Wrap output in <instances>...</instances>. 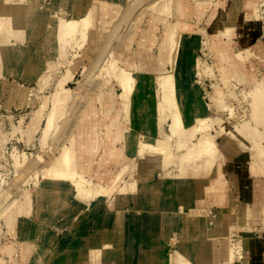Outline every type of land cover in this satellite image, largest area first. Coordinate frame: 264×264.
<instances>
[{"label":"rangeland","instance_id":"rangeland-1","mask_svg":"<svg viewBox=\"0 0 264 264\" xmlns=\"http://www.w3.org/2000/svg\"><path fill=\"white\" fill-rule=\"evenodd\" d=\"M160 1L159 4L158 0H0V19H4L7 14L20 10L31 3L35 8V14L40 13L47 18L46 30L30 35L23 40L9 36L8 46L5 47L6 49L11 48L10 50L14 56L21 52L26 57L25 61L27 60L33 67L26 71L25 62L23 64L24 67L21 66L20 68L22 64L15 59H11L10 62L2 64L0 68V261L3 264H24L21 257L22 244L27 239H32L33 236H36L37 239L34 238L35 241L44 251L38 259L40 260L39 264H49L55 261L56 256L61 255L65 248L71 245L76 236L83 234L88 227L91 232H95L94 223L105 212H108L109 215L108 226L111 227L117 215L123 213L126 232H134L132 215H140L141 211L135 214L134 211L136 209L133 201L134 199H139L144 186L157 183L158 190H161L163 195L169 193L170 186H172L171 174L177 173L174 164H170V167L168 165L169 168L167 167L166 170L156 171L150 176L151 178L138 181L135 188L124 192V198L127 201L124 205L119 204L117 201V194H120L119 192H121L124 182L131 175L130 167L124 169L121 163L117 164V161H120L122 157L129 159L132 157V162L140 165L143 158V160L157 158L149 155L146 157V155H143L144 152H140L142 142L139 141L143 136L152 137L153 140L150 145L154 147H159L161 144V147L163 145L162 148H166V152L172 149V151H169L172 152V156L177 157L184 152L176 147V137L172 136L169 128L171 123L170 113L168 108L165 107L166 103L162 97L161 81L163 78L160 75L163 69L170 70V63H165L164 67H160L158 70L154 68L151 73L147 72H150L153 66L147 72L142 70L141 58L154 61L157 57L158 44L163 35L167 33L165 31V28L168 27L167 25L176 27L178 30H184L183 32L187 33L199 35L201 30H203V34H206V48L202 50L192 46L189 52L198 57L202 66L210 67L209 73L211 75L203 74L202 77L195 76L196 78L188 76L189 80L195 79L198 81L197 86L200 88L201 97L195 105L193 104V99L189 100L193 105L186 111L183 126L188 129L194 125L193 122L196 123L195 119L208 115L209 118H215L214 120H216V122L210 124V128L208 127L209 133L215 134L220 128H225L227 132L235 130L237 125H241L251 119L252 111L249 92L253 84L248 87L244 83L236 82V80H232L228 85L220 80L217 81L220 76H218V70L214 68L216 61L209 45L215 43L214 36L219 34L218 30H228L232 36L227 37L224 34L227 40L224 37L223 40L228 41V38L231 39L228 42L233 43L232 53L236 57H240L254 80L257 82L264 80V0H205L203 4L200 3L201 5L195 0ZM99 2L105 3L106 11L109 6L120 4V6L116 5L117 7L112 11L113 18L109 19L107 17L106 20L108 22L102 23V25L99 20L95 23V20L92 21L91 19L94 17L95 12L93 11V6ZM153 2L152 8H143ZM250 3H252L251 7L254 8L252 13H249L250 10H248ZM141 4L143 5L141 6ZM183 11H185V14L182 13ZM87 14L89 15V27L88 25L85 26V24L81 25ZM140 14L142 15L139 16ZM66 22H71L73 26L64 33L57 34L56 31L62 29ZM140 22L141 25H139ZM148 23L153 26L152 34L154 38L156 37V44H158L156 46L155 43L151 42L146 43L142 47L138 43L141 39L143 40L141 37L142 30L151 25ZM90 28L92 32H90ZM53 31L57 35L53 36L49 43H44L45 39ZM93 31H97L96 34ZM1 32L0 28V34H2ZM259 33L261 36H256ZM106 38L108 39L106 40ZM97 40H100L101 43ZM251 41H253V44L248 46ZM184 53L187 54L188 52L184 51ZM99 58L100 62H98ZM95 59L99 65H96ZM111 63L113 65L116 64L112 69L108 67ZM123 70L137 74L136 81L131 85V90L123 97L124 105L122 107L120 105L116 106L119 111L115 109L116 113L112 112L110 116H104L102 111L106 107L104 104L105 100L101 102L95 96L98 94L108 95L117 102V96L123 92L116 82L115 73L121 74L124 72ZM112 71L115 73L113 74ZM94 84L96 86H93ZM14 85L24 89V98L18 95L11 100L10 92ZM92 87L94 89L99 87L100 89L94 90ZM215 87L220 92L214 89ZM223 97L225 98L223 99ZM227 102L229 110L225 104ZM202 104L205 105V109L199 111L198 106L202 107ZM206 104L208 105L206 106ZM89 107L98 111L96 116L101 122H107L111 117L114 121L120 123L119 127L121 128L119 129L116 127H111L109 130L98 128V132L102 133L99 153L103 154L111 149L118 152L119 147L121 149L123 145L125 151L121 154L122 157L110 158V162L101 161V156L94 157L95 160L92 165L94 172L91 174L92 176L89 174L85 175L87 180L91 182L85 181L78 187L74 180H69L70 182L66 183L65 187L61 189L66 190V193L62 195L64 199L59 204L53 208L45 206L40 209L37 208L36 197L38 191L45 190L48 186V181L43 174V170H41L42 164L37 165L36 157L41 156L42 162H45V160L51 162L53 158H59L63 154L64 149H67L71 144L72 136L75 134V129L74 131L72 129L76 127L77 122L81 121V118L85 119V114ZM54 108L57 110L53 114ZM182 112L184 114V111ZM50 115L52 119L51 127L44 134L43 131ZM96 116L89 114L88 117L94 118ZM151 127H154L155 130H145ZM29 129H32V131L28 136L27 130ZM112 135L113 138L111 139ZM118 136L119 138L117 139ZM227 136L230 135L227 134ZM197 137L190 138L189 143H197ZM111 140L113 144H109ZM215 140L218 144L226 147L224 137L221 136V138H215ZM111 146L112 148L110 149ZM239 152L241 151L235 150V147H233V151L228 150L227 159L230 161ZM240 160L241 167L238 171L244 175L246 158ZM16 161H23L21 162L22 165L19 166L20 168L16 166ZM100 162L104 163L101 165ZM35 163L37 167L34 168ZM26 169L28 170L27 172ZM118 170H121V175L117 179L116 186L108 194L104 195L101 207L94 209L96 204L91 194L93 189L107 188L113 182L108 177L115 176ZM107 171H109V174L106 173ZM165 171L171 172L166 175ZM99 175L108 177H103L101 181H98L97 176ZM160 175L166 176L162 178ZM26 178L27 180H25ZM252 180H259L257 185L258 190H261V187L264 186L262 184V181L264 183V177L250 178L249 181L252 182ZM17 184L18 188L20 186L19 189ZM100 186H104V188H100ZM87 187L90 189V193ZM251 187L252 184L247 187V190ZM83 193L84 195H82ZM22 195L28 197L31 209L27 214L20 215L15 224L11 226L7 223L4 213L8 208L15 209V206L9 205V202L21 200ZM262 200H264V196L261 197L259 204L262 203ZM237 203L240 202L238 201ZM147 204L144 203L143 206H147ZM155 212H159V210L156 209ZM211 212L214 215V209L209 210V213ZM82 214H88L89 217L86 221L79 222L74 227V221ZM31 224L34 225L35 230L31 229L32 231L30 232L29 225ZM248 228L250 231L253 229L252 227ZM134 235V250L132 253L125 252V254H122L124 260L121 262L122 264H139L138 260L141 258V251H143V242L142 237L136 231ZM236 236L239 239L237 233H233L232 239L235 240ZM240 236H242L243 241L241 239L240 241L241 246L244 245L245 256L247 241L242 234ZM127 244H129L128 241ZM6 250L11 253L8 254ZM33 255L28 260L29 264L33 263ZM256 261H258L256 264H260L258 257Z\"/></svg>","mask_w":264,"mask_h":264},{"label":"bare ground","instance_id":"bare-ground-1","mask_svg":"<svg viewBox=\"0 0 264 264\" xmlns=\"http://www.w3.org/2000/svg\"><path fill=\"white\" fill-rule=\"evenodd\" d=\"M158 1L160 4L161 1ZM195 1L201 5L205 0ZM104 4L105 3L102 2L94 4V17L91 18L92 21L95 20V23L99 20L101 25L102 23L108 22V20H106L107 17L112 19V11L115 10L117 6H120V4H113L109 6L108 10L106 11V6ZM142 5L143 4H141V6ZM153 5L154 2L144 6L143 8L150 9L153 7ZM251 6L252 3H250L248 6V10H250L249 13H252L254 9ZM34 9L35 8L31 3L27 6H24L20 10H16L7 14L4 19H0V28L2 30V34H0V68L2 64L10 62L11 59L19 61L20 64H22L20 65V68L21 66L24 67L23 64L25 62L24 65L26 71L33 67L31 63L27 62V60L25 61L26 57L21 54V52H18V54L14 56L10 50L11 48L6 49L5 47L8 46L9 36H14L17 39L20 38L23 40L30 35H35V33L37 34L38 32L47 29V18L40 13L35 14ZM182 13L185 14V11ZM141 15L142 14L139 16ZM88 16L89 15L87 14L81 25H88ZM139 25H141V22ZM72 26L73 25L71 22H66L64 27L56 32L57 34H62ZM167 26L168 27L165 28L167 33L164 34L162 38L160 37L161 40L159 44L157 43L159 45L158 55L154 61L141 58L142 70L147 72L153 66L152 70L147 72L151 73L153 72L154 68H157L158 70L160 67H164L165 63H170V70L163 69V72L160 75V77L163 78L161 81L163 91L162 97L166 103L165 107L168 108L170 113V132L173 137H176L177 149L183 150L184 152L180 153L177 157L172 156V152H169L170 150L172 151L170 147H168L170 150H167L166 152V148H162L163 145L161 147V144L159 146L161 148L150 145V142L153 140L152 137L143 136L139 141L142 142L140 152H144L143 155H146V157L149 155L150 157L154 156L157 158H152L150 160H143V158L140 165L134 164V162H132V157L129 159L126 157L123 158L121 156V154L125 151L123 145L121 149L119 147L118 152L111 149L113 146L112 145L110 147L111 150L100 154L99 148L101 145L100 139L102 133L98 132V128L109 130L111 127H116L118 129L121 127H119L120 123L118 121H114L111 117L109 121L101 122L98 116H96L98 111L95 108L92 110V107H89L88 111H86L85 119L81 118V121L77 122L76 127L72 129L73 131L75 129V134L72 136L71 144L67 149H64L63 154L61 156L59 155V158H53L51 162L46 160L45 162H42L41 156L36 157V163L37 165L42 164L41 170H43V174L46 176V180L48 181L47 188L45 190L38 191V195L36 197V207L39 209L43 206L53 208L59 204L61 200L64 199L62 195L66 193V190L61 189L65 187L66 183L70 182L69 180H74L78 187L85 181L91 182L90 180H87L85 175H91L94 172V169L92 168L95 160L94 157L101 156V161L105 162H110V158L115 159L114 157H122V162L120 159H118L120 161H117V164L121 163V166H123L124 169L130 167L129 170L131 175L129 176V179L124 182V186L121 188V192H119L120 194H117V201L119 204L123 205L127 203L126 199L124 198V192L131 191L130 189L135 188L138 181L151 178L150 176L156 173V171L164 169L166 170L168 165L170 167V164H174L177 169V173L171 174L172 186H170V190L167 195H163L161 190H158V184L156 183L150 186H144V190H142L143 192L141 193L139 199H134L133 201L136 209L134 211L135 214L138 211H141L140 215H132L135 231L142 237L143 242V251H141V258L138 260L139 264H171V258L172 264H218L219 260H222L223 264H231L235 259L244 257V245L241 246V241L243 240L240 234L243 235L244 232H251L248 230V227L250 226L251 207L246 202L235 203L227 195V180L224 174L225 170L223 171L227 161L225 160V154L221 149V145L216 142L215 138H221L222 136L224 138L230 139L234 142L235 146H237L239 150L244 153L246 156L245 165L249 178L264 177V80H259L258 82L254 80L252 74L249 73L248 69H246L240 57H236V55L232 53L233 43L228 42L231 41L230 38H228L229 40L226 41L227 38L224 37V34L227 37L232 36V34H230L226 29L221 31L218 30L217 32L219 34H215L214 36L215 43H211L209 45V48L211 47V52L214 54V59L216 61L214 68L218 70V76H220L217 81L220 80L221 82H224L228 85V83L232 80H236V82L244 83L248 87H251L253 84V87L249 92V97L251 98L250 107L252 116L249 121L243 122L241 125H235L236 129L234 128L235 130H230L228 132L225 128H220L215 134H210L208 127L210 128V124L216 122V120H214L215 118H209L208 115L198 117L195 119L196 123L193 122L194 125L187 129L183 126L184 119L186 117V111L193 104H197L201 97V91L199 90L200 88L197 86L198 81L195 79L189 80L188 76L190 75L191 77L196 78L195 76L202 77L203 74L207 76L211 75L209 73L210 67L206 65L205 67L204 65L202 66L198 57H195L193 53L189 52V50L192 46L196 49L198 48L202 50L206 48V34H203V30H201V33L198 35L196 33L183 32L184 30H178L176 27H170V25ZM152 27L153 26L151 24L148 26V28L142 30L143 33L141 32V37L143 40L141 39L138 45L143 47L146 43L152 42L156 44L157 39L156 37H153ZM56 32H51V34H49L45 39L44 43H49L53 39V36L57 35ZM90 32H92V30ZM93 32L96 34L97 31ZM136 32L138 34L137 29ZM223 37L226 40H223ZM107 39L108 38H106V40ZM97 41L100 42V40ZM184 51L188 53L186 54ZM77 62L79 61L77 60ZM98 62H100V58ZM96 65L99 64L97 63ZM115 65L111 63L108 65V67L112 69V67ZM112 72L113 74L115 73L114 71ZM136 75L137 74H133L128 71H124L121 74L115 73L116 82L121 87V91L123 92L121 95L117 96V102L113 97L110 98L108 95L98 94L95 96L101 102H104L105 100L104 104L106 107L104 108V111H102L104 116H110L112 112L116 113V110H118V108H116L117 105H120V107L124 105L123 97H125L127 92L131 90L130 87L136 81ZM88 84L90 85V83ZM93 86H96V84ZM98 88L93 89L97 90ZM214 89L219 91L217 87ZM24 94V89L18 85H14L10 92V98L11 100L15 99V97L18 95H21V97L24 98ZM224 98L225 97H223V99ZM192 99L194 102L193 104L189 102V100ZM225 104L227 106L228 102ZM207 105L208 104H206V106ZM204 106L205 105L203 104L202 107L198 106V110L203 111L205 109ZM55 110L57 109L54 108L52 111L53 114L55 113ZM182 111H184V114ZM89 114H94L96 117L89 118ZM197 114H199V112H197ZM51 123L52 119L50 115L43 131L44 134H46L51 127ZM145 130L152 131L155 130V128L151 127L146 128ZM31 131L32 129L27 130L28 136ZM227 134L230 136H227ZM195 136H198L197 143L190 144V138H194ZM112 138L113 135L111 139ZM118 138L119 136L117 139ZM109 144H113L112 140L109 142ZM21 162L16 161V166H21ZM36 163L34 168L37 167ZM103 163L104 162H100L101 165ZM132 169L133 171H131ZM27 171L28 170L26 169V172ZM170 172H166V175H169ZM106 173L109 174V171ZM36 175L38 174L36 173ZM120 175L121 170H118L115 176L112 175L108 177L102 175L105 178L108 177V179H112L113 182L107 188H105L106 190L93 189L91 194L93 201L96 204L94 209L101 207L100 205L104 201V195L108 194L110 190L116 186L115 184L118 181L117 179L120 177ZM166 175H160V177L165 178ZM91 176H89V178H91ZM103 177L100 175L97 176L98 181H101V178L103 179ZM25 180H27V178ZM17 181L19 182L18 179ZM100 188H104V186H100ZM82 195H84V193ZM144 203H148L147 206H143ZM9 205L15 206V209L8 208L4 215L7 223L11 226L15 224L20 215L27 214L31 209V207H29V199L25 195H22L21 200H13L9 202ZM209 205H215L217 207L215 215H211L209 213V210L207 209ZM154 206L157 207L154 208ZM156 209L159 210V212H155ZM108 216V212H105L104 215H101L94 223L96 228L95 232H91L88 227L83 234L76 236L71 245L65 248L61 255L56 256L55 261L50 262L49 264H122L121 262L124 261L122 254H125V252L132 253L134 250L135 231L129 233L126 232V227L124 224L125 217L123 213L117 215L111 227L108 226ZM262 216L263 224L261 229L264 230V210L262 212ZM88 217V214H82L79 216L74 221V227L79 222L86 221ZM31 229L35 230V227L32 224L29 225L30 232L32 231ZM233 233H237L239 235V239L233 240ZM172 237H175L177 242L179 241L178 248L174 253L169 249V242ZM34 238H36V236H33L32 239H27L26 242H23L22 244L21 257L23 258L24 264H29L28 260L33 254L32 264H39L40 260L38 259L44 253ZM127 241L129 244H127ZM216 244H219V246L217 247ZM6 252L8 254L11 253L9 250H6ZM0 264L3 263L0 261Z\"/></svg>","mask_w":264,"mask_h":264},{"label":"crops","instance_id":"crops-1","mask_svg":"<svg viewBox=\"0 0 264 264\" xmlns=\"http://www.w3.org/2000/svg\"><path fill=\"white\" fill-rule=\"evenodd\" d=\"M245 21V20H244ZM247 23V22H246ZM248 25V24H246ZM261 36V34H257L256 36ZM253 41L248 44V46L252 45ZM240 43V42H239ZM238 43V44H239ZM247 46V45H245ZM226 140V147L222 146L221 144V149L225 154V160L227 163L225 164L223 171L226 176L227 180V195L233 200L235 203L238 201L241 203H248L251 207L250 210V226L253 229L251 230L252 233H243V237L246 239V244H247V250L246 254L243 258H238L235 259L231 264H256L258 261H256V258L258 257L260 259L259 263L264 264V230L261 229L262 227V221H263V216L262 212L264 210V200H262V203L259 204V201L261 200V197L264 196V186L261 187V190H258V185L259 180H250L247 168L245 165V174L242 175L240 174V171L238 169L241 167L240 165V159H245L246 156L244 155L243 152H239V154H235V156L230 159H227L228 157V150L233 151V147H235L238 151L239 148L235 146L234 142L231 141L228 138H224ZM235 149V150H236ZM246 164V163H245ZM260 178V177H259ZM256 179V178H252ZM261 183V182H260ZM252 184V189L249 188L247 190V187ZM262 184L264 185L263 181ZM229 185V186H228ZM260 187V186H259ZM208 210H213L214 212L217 210V207L215 205H209L207 207ZM212 213V212H211ZM210 213V214H211ZM258 214V217H257ZM213 215V213L211 214ZM215 215V213H214ZM213 224V223H210ZM260 229V230H259ZM261 231V232H260ZM239 233V232H238ZM238 237L236 236V239ZM175 240V241H174ZM192 240V239H191ZM199 240V239H198ZM193 241V240H192ZM170 251H173V253L177 250L179 241L175 239V237L171 238L170 242ZM217 247L219 244H216ZM251 248V249H250ZM258 255V256H257ZM173 256V255H172ZM192 259V258H191ZM246 261V262H245ZM170 262V260H169ZM171 264H172V258H171ZM218 264H223L222 260L218 261Z\"/></svg>","mask_w":264,"mask_h":264}]
</instances>
